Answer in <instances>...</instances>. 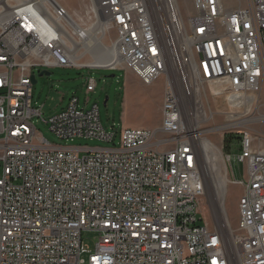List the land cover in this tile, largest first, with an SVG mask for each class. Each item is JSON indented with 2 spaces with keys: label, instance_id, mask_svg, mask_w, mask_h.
<instances>
[{
  "label": "built area",
  "instance_id": "obj_1",
  "mask_svg": "<svg viewBox=\"0 0 264 264\" xmlns=\"http://www.w3.org/2000/svg\"><path fill=\"white\" fill-rule=\"evenodd\" d=\"M93 1L116 33L114 68L145 85L164 79L161 123L123 128L111 149L51 145L35 117L60 140L116 135L97 104L80 107L75 96L42 119L31 106L32 70L78 68L60 43L68 12L57 0L1 2L0 264H264V131L231 113L215 129L238 136L243 169L236 179L232 148L217 147L241 194L237 223H215L199 216L208 190L190 119L202 100L264 93V0ZM95 86L88 79L86 92ZM86 230L98 235L92 250Z\"/></svg>",
  "mask_w": 264,
  "mask_h": 264
},
{
  "label": "rangeland",
  "instance_id": "obj_2",
  "mask_svg": "<svg viewBox=\"0 0 264 264\" xmlns=\"http://www.w3.org/2000/svg\"><path fill=\"white\" fill-rule=\"evenodd\" d=\"M57 1L67 10L73 24L86 35L85 40H77L72 37V41L76 43L91 42L90 46H94L96 44L95 40H98L99 44L105 49L113 48L116 33L109 28L107 22L102 18L101 11L98 10L93 0ZM98 24H104L103 30L97 29ZM90 50L87 51L84 46L78 48L75 53L77 63L81 64V67L78 68H34L32 71L36 83L32 85L31 106L33 108H41L42 119L47 121L50 117L65 109L69 99L73 96L78 98L80 107L89 108L97 104L103 128L108 132H115L114 143L83 138L60 140L50 131L49 126L41 118L35 117L33 124L38 134L55 146L111 149L119 146L120 134L123 128L154 129L158 127L161 123L164 79L158 78L153 83L145 85L129 70L89 68L96 62L98 57L97 54ZM41 71H47L50 75L39 77L38 74ZM110 76L113 77L111 78ZM88 79L96 82L94 92L89 94L86 92ZM215 89L213 88V91ZM205 92L209 93V90L205 89ZM226 99L227 101L219 102H214L210 99L200 101L205 113H209V111L214 113V119H208L206 117L208 115L205 116L200 107L198 109L200 113L196 115V124H193L192 121L193 127L192 124L190 126V129L192 127L197 132L196 136L198 138L206 139L216 148L223 146V137L225 135H231H221L218 132L220 130L215 131L217 128L221 129L220 127L226 122V114L228 113L241 119L242 121H239L241 122L240 124H244V126L253 130L264 131V124H261L264 119V93L261 95L253 94L241 102H235L231 97ZM193 119L194 117H192ZM237 143L238 141H231L228 144V148H232L230 155L234 176L240 180L243 177L242 164L234 160ZM228 148L224 150L225 154L228 152ZM80 155L82 156L83 154L81 153ZM220 173L221 170L219 173L216 171L218 179L224 188L223 214L226 215L232 225H235L238 218L237 201L241 194V189L224 182V169ZM209 182L208 187L211 188L208 189L206 196L209 199V203L207 199L201 201V214L199 216L202 219L214 221L211 211V202H213L217 221L219 222L221 216L218 215L216 200L214 201L213 183L212 181ZM81 239L83 244L92 250L98 241V235L95 232L86 230L82 231Z\"/></svg>",
  "mask_w": 264,
  "mask_h": 264
},
{
  "label": "bare ground",
  "instance_id": "obj_3",
  "mask_svg": "<svg viewBox=\"0 0 264 264\" xmlns=\"http://www.w3.org/2000/svg\"><path fill=\"white\" fill-rule=\"evenodd\" d=\"M6 1H8V0H0V3L6 2ZM15 1H19V0H15ZM96 7L98 8V10H100L99 7L97 6V4H96ZM101 16L104 19L103 12H101ZM105 21L107 22V20H105ZM61 26L62 27L59 28L60 33H61L60 34V43L63 46L64 53L67 55V57L70 59V61L73 62L75 65H77L78 67H81V64L77 63V56L75 55V53L77 52L79 47H83V46L87 49V51L91 49L92 52H94V54H97V56H98L96 58V62H94L90 67L114 68L115 66L119 65V59H118L117 53H116L114 48L107 50L99 44L98 40H95L96 44L94 46H90L91 42L76 43V42L72 41V39H71L72 36H71L69 30L73 29V31H77V32H80V30L76 27V25L73 24V21L71 20V17L69 16V14H68V18L66 19V22L64 24H61ZM103 26H104V24H98L97 29L103 30ZM82 33L84 36V38H82V40H85L86 35L84 32H82ZM197 103H198V101L196 99V105H198ZM199 108L200 107L198 106V109ZM198 113H200V112L198 111ZM198 113L196 111V115ZM196 115L193 116L194 117L193 124H196L195 123V120L197 117ZM190 119L192 120V117ZM204 121H206V120H204ZM239 123H241V122H239ZM220 128L222 129L223 127H220ZM217 129H219V128H217ZM194 137H195V142H196L199 154H200V162H201L200 166H201L203 177L205 178V181H206L207 190L209 188H211V187H208L209 183H210L209 181H212V183H213L212 191L215 192L214 201L216 200L218 215L221 217H224L223 208H222V202H223V197H224V192H223L224 188H223V185L219 181L218 176L216 174V171L219 173L221 170V173H222V169H224V182L227 183V180L225 177V168H224V164H223L221 154L219 153L218 148L214 147L206 139H204V138L200 139L196 136V134H194ZM214 165L216 166V168ZM206 196H207V194H206ZM213 205H214L213 202H211L212 217H213L214 222L217 223L218 221H217L216 211H215V207H214L215 205L214 206Z\"/></svg>",
  "mask_w": 264,
  "mask_h": 264
},
{
  "label": "trees",
  "instance_id": "obj_4",
  "mask_svg": "<svg viewBox=\"0 0 264 264\" xmlns=\"http://www.w3.org/2000/svg\"><path fill=\"white\" fill-rule=\"evenodd\" d=\"M233 140L238 141L239 140L238 136H232V135H227L226 136L225 135L223 137V149L224 150L227 149L228 148V144L231 143V141H233Z\"/></svg>",
  "mask_w": 264,
  "mask_h": 264
},
{
  "label": "water",
  "instance_id": "obj_5",
  "mask_svg": "<svg viewBox=\"0 0 264 264\" xmlns=\"http://www.w3.org/2000/svg\"><path fill=\"white\" fill-rule=\"evenodd\" d=\"M89 68H93V67H89ZM94 68H96V67H94ZM99 69L112 70V68H99ZM49 75H50V73H48L47 71H41L38 74L39 77H41V76H49ZM110 77L112 78L113 76H110ZM30 80H31L32 85L36 83V79H35L34 75L31 76Z\"/></svg>",
  "mask_w": 264,
  "mask_h": 264
}]
</instances>
